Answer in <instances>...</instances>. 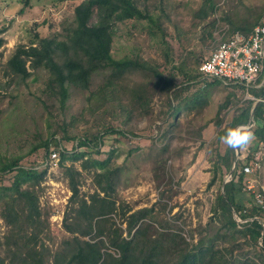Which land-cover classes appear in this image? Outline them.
<instances>
[{
    "label": "rangeland",
    "instance_id": "374dc122",
    "mask_svg": "<svg viewBox=\"0 0 264 264\" xmlns=\"http://www.w3.org/2000/svg\"><path fill=\"white\" fill-rule=\"evenodd\" d=\"M79 1L0 0V28L4 29L1 33L4 42L0 47V164L5 159L21 156L18 165L44 169L33 192L41 213L39 223L24 224L20 229L14 227L4 217L7 204L0 198V258L5 264H28L31 260L28 252L41 247L45 250V264H51L54 247L73 235L63 226V217L70 214L72 206L69 202L71 177L77 184L79 196L88 199L98 191L94 177L100 169L90 163L93 159L102 161L109 157L108 164L114 169L111 197L117 200L115 204L122 203L132 210L149 207L160 201L163 193L167 209L172 207L165 216L172 219L179 214L185 222L184 236L186 230L197 223H206L212 216L216 193L221 190L219 174L214 170L215 151L223 153L227 147L223 139L216 143V135L235 115L238 104L247 100L243 90L221 82L209 87L201 101L181 108L176 114H167L166 95L156 92L150 98L147 112L132 110L129 115L110 101L94 96L87 100L89 91L101 82L100 76L92 80L87 91L70 88L65 103L60 105L48 90L47 71H33L25 80L8 73L6 62L16 46L29 43L40 46L57 36L74 18L73 8ZM134 1L139 9L146 7L158 17L162 37L169 48L168 58L164 55L160 33L147 35L141 22L134 21L117 24L111 53L116 57L134 54L147 60L172 79L180 98L190 97L205 83L213 81L200 76L198 65L207 57L214 42L228 36L229 23L221 16L235 19L245 14L247 7L263 4V0H214L220 8L203 21L195 22V11L202 0ZM182 72L197 75L185 85ZM144 76L142 71L135 70L126 75L125 81L139 83ZM227 94H231V101L216 117L217 107ZM217 119L220 125L216 124ZM261 124V119H256L255 126ZM110 128L126 134L104 133L98 152L77 147L73 152H84L82 155L68 154L62 161L58 155L54 162L46 158L43 147L29 153L33 145L51 134L59 139L63 134L79 136ZM63 142L71 153L75 140ZM263 146V142L259 144L262 151ZM247 148L246 145L234 150L242 161ZM258 171L253 169L254 187L250 192L264 186L263 174ZM223 173L225 182L229 174L225 170ZM13 174L0 173V186H9ZM26 187L31 190V183L21 184V188ZM180 218L175 221L177 224ZM83 238L88 239V236ZM95 240L98 239L91 241ZM103 251L116 254L108 248Z\"/></svg>",
    "mask_w": 264,
    "mask_h": 264
},
{
    "label": "trees",
    "instance_id": "16d2710c",
    "mask_svg": "<svg viewBox=\"0 0 264 264\" xmlns=\"http://www.w3.org/2000/svg\"><path fill=\"white\" fill-rule=\"evenodd\" d=\"M218 7L214 0H202V5L195 11L194 21H203L209 13L216 12ZM263 12L264 0L262 6L247 7L245 14L237 15L235 19L223 14L221 17L229 23V31L228 36L222 39L228 38L235 31L247 34ZM73 13L74 18L61 28L57 36L40 46L31 43L17 45L6 62L8 73L22 80L33 71H47L48 90L60 105L65 103L70 88L87 91L92 80L100 76L101 82L89 91L87 100L94 96L98 100L110 101L130 115L132 110L147 112L150 98L160 92L166 95L167 114H176L181 108L201 101L209 87L222 82L212 78V82L205 83L190 97L180 98L172 79L147 60L134 54L113 56L111 47L117 24L134 21L141 22L147 35L160 33L161 43L165 47L164 55L168 58L169 48L162 37L158 17L146 7L139 9L134 0H80L74 6ZM3 31L0 28V47L4 42L1 35ZM135 70L144 73V80L133 84L126 82V75ZM182 74L185 76V85L197 75L189 72ZM231 86L242 90L237 84ZM250 91L256 96L264 95V88ZM230 95L227 94L218 105L216 117L231 101ZM116 98L119 99L112 101ZM263 115L264 103L247 99L238 104L235 115L218 131L216 143L223 139L228 129L250 124L254 138L247 145L244 161L240 156L236 157L232 148L226 147L223 153L216 149L214 170L219 174L221 190L216 193L212 216L206 223H197L194 228L186 230V236L183 234L185 222L181 221L179 214L173 216V220L165 216L172 207L167 209L163 193L160 194L161 200L149 207L132 210L122 203L115 204L117 200L111 197V174L114 169L108 164L109 157L102 161L91 160L90 163L100 169L94 177L98 191L88 199L79 196L77 184L71 177L69 202L72 206L70 214L63 217V226L65 231L73 235L54 247L51 264H264V206L256 203L255 193L242 189L245 176L243 164L250 163L259 144L264 143V122L259 126L253 123ZM220 123L217 119L216 124ZM104 133L126 134L117 128L104 132H84L71 137L63 134L59 139L51 134L49 138L33 145L29 153L43 147L46 158L56 151L62 161L68 154L72 157L82 155L84 152L74 153L77 147L98 152ZM70 139L76 142L71 153L66 150L63 142ZM20 158L16 156L5 159L0 164V173L14 172L10 185L0 186V198L7 204L4 217L18 229L24 224L39 223L41 213L37 196L33 192L44 173V169L18 165ZM256 169L263 174L262 168ZM223 170L230 175L225 182L222 181ZM24 182L31 183V190L28 187L21 188ZM256 193L262 194V188H257ZM233 213L245 221L237 223ZM179 218L180 223L177 224L175 221ZM124 232L126 236H123ZM84 236H88V239ZM96 238L98 240L91 241ZM107 248L116 251V254L103 251ZM44 252L43 247L30 250L28 256L31 260L28 264H45ZM0 264H5L4 259L0 258Z\"/></svg>",
    "mask_w": 264,
    "mask_h": 264
},
{
    "label": "built area",
    "instance_id": "2783aa9c",
    "mask_svg": "<svg viewBox=\"0 0 264 264\" xmlns=\"http://www.w3.org/2000/svg\"><path fill=\"white\" fill-rule=\"evenodd\" d=\"M198 71L205 79L217 78L224 83L237 84L241 86L246 99L264 103V95L256 96L250 91L264 88V12L247 34L235 31L228 38L214 42L207 57L198 65ZM260 119L264 122V115ZM255 122L256 119L253 123ZM58 148L62 149L61 146ZM57 159L56 151L49 154V161L54 162ZM256 168H262L264 184V146L263 151L259 148L254 152L250 163L243 164L242 170L245 173L242 180L243 190L251 191L254 187L252 173ZM229 178L230 175L225 181ZM261 188L262 194L253 193L256 203L264 206V186ZM234 218L237 223L245 221L236 218L235 214Z\"/></svg>",
    "mask_w": 264,
    "mask_h": 264
},
{
    "label": "clouds",
    "instance_id": "9594fccd",
    "mask_svg": "<svg viewBox=\"0 0 264 264\" xmlns=\"http://www.w3.org/2000/svg\"><path fill=\"white\" fill-rule=\"evenodd\" d=\"M254 138V132L250 124H241L226 131L223 142L233 150L245 147Z\"/></svg>",
    "mask_w": 264,
    "mask_h": 264
},
{
    "label": "crops",
    "instance_id": "0c3cea01",
    "mask_svg": "<svg viewBox=\"0 0 264 264\" xmlns=\"http://www.w3.org/2000/svg\"><path fill=\"white\" fill-rule=\"evenodd\" d=\"M260 119V118H259Z\"/></svg>",
    "mask_w": 264,
    "mask_h": 264
}]
</instances>
